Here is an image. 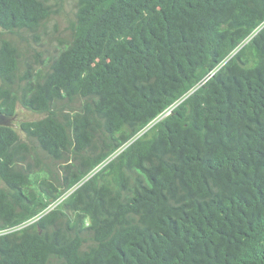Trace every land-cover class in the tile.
I'll use <instances>...</instances> for the list:
<instances>
[{
    "label": "trees",
    "instance_id": "16d2710c",
    "mask_svg": "<svg viewBox=\"0 0 264 264\" xmlns=\"http://www.w3.org/2000/svg\"><path fill=\"white\" fill-rule=\"evenodd\" d=\"M0 0V264H264V0Z\"/></svg>",
    "mask_w": 264,
    "mask_h": 264
},
{
    "label": "rangeland",
    "instance_id": "374dc122",
    "mask_svg": "<svg viewBox=\"0 0 264 264\" xmlns=\"http://www.w3.org/2000/svg\"><path fill=\"white\" fill-rule=\"evenodd\" d=\"M47 2L51 6L53 14L42 24L35 37L24 31L6 36L19 45L25 57L40 54L41 59H48L71 40V25L75 21L76 0H47ZM43 116L17 105L16 114L13 117H5L2 122L14 128L24 139L25 136L20 132L19 124L24 121L38 120ZM2 186L0 181V187Z\"/></svg>",
    "mask_w": 264,
    "mask_h": 264
},
{
    "label": "water",
    "instance_id": "95a60500",
    "mask_svg": "<svg viewBox=\"0 0 264 264\" xmlns=\"http://www.w3.org/2000/svg\"><path fill=\"white\" fill-rule=\"evenodd\" d=\"M5 118V116H3V115H1L0 114V125H5L3 122H2V120Z\"/></svg>",
    "mask_w": 264,
    "mask_h": 264
}]
</instances>
